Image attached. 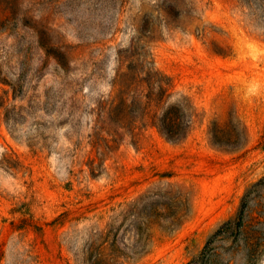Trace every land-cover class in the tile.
<instances>
[{
    "label": "rangeland",
    "instance_id": "1",
    "mask_svg": "<svg viewBox=\"0 0 264 264\" xmlns=\"http://www.w3.org/2000/svg\"><path fill=\"white\" fill-rule=\"evenodd\" d=\"M171 5L174 22L163 11ZM31 18L76 49L69 81L78 84V110L45 105L61 88L54 60L39 78L34 57L25 97L6 85L20 76V40H35ZM139 36L172 79L173 101L189 100L194 128L179 144L149 128L137 144L103 133L111 148L98 146L89 114L111 92L118 51L136 49ZM0 71V264H80L95 230L168 185L187 202L182 224L148 222V255L124 264H188L264 177V30L239 0H0ZM231 116L247 130L241 151L209 140L212 124Z\"/></svg>",
    "mask_w": 264,
    "mask_h": 264
},
{
    "label": "trees",
    "instance_id": "2",
    "mask_svg": "<svg viewBox=\"0 0 264 264\" xmlns=\"http://www.w3.org/2000/svg\"><path fill=\"white\" fill-rule=\"evenodd\" d=\"M239 1L248 10L254 24L264 30V0ZM163 11L171 20L172 14L178 13L175 5ZM15 22L19 25L22 20ZM34 24L35 34L31 35L35 38L34 42L25 44L20 40L18 81L14 85H6L11 87L14 98L18 93L25 97L31 82L28 81V74L34 57H37L39 63L34 74L39 78L54 60L61 88L56 92L57 97L49 96V91L46 93L45 105L50 109H57L58 103L63 107L69 104L72 111L78 110V84L69 81L70 65L75 60L76 49L61 40L53 41L44 21L34 20ZM143 40L142 36L136 37V49L132 47L118 51V68L110 84L111 92L97 100L89 114L93 123V141L98 146L111 148L103 133L115 144L125 138H130L132 144H137L141 133L149 128L155 129L167 142L179 144L187 140L194 128L196 115L189 100L180 96L173 101L175 94L172 79L156 68L151 55L141 45ZM65 92L72 94L67 102L62 101ZM5 93L8 94L7 91ZM5 104L6 101L2 106ZM33 107L29 105V109ZM236 128L233 116L223 127L214 122L208 130L210 143L229 152L245 149L248 144L247 130L245 127ZM181 197L182 192L175 191L172 185L148 192L113 216L105 228L94 231L82 251L79 263L124 264L128 259L139 261L145 258L149 253L150 243L147 223L154 219L168 220L173 227L178 228L184 215L181 210L187 208V202L180 201ZM162 200L166 201L161 203ZM166 214H170V217H165ZM118 223L119 226L115 227ZM125 224L127 229L120 234ZM105 252L114 256L103 257ZM263 253L264 177L242 197L236 215L218 228L208 239L202 253L188 264H257Z\"/></svg>",
    "mask_w": 264,
    "mask_h": 264
}]
</instances>
